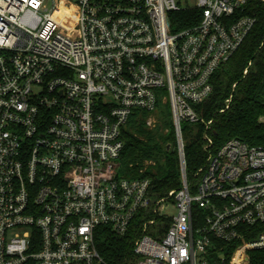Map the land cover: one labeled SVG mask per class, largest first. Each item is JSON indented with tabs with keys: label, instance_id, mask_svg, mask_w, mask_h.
<instances>
[{
	"label": "built area",
	"instance_id": "1",
	"mask_svg": "<svg viewBox=\"0 0 264 264\" xmlns=\"http://www.w3.org/2000/svg\"><path fill=\"white\" fill-rule=\"evenodd\" d=\"M249 2L0 0V264H106L102 227L135 236L137 264H251L264 250V146L216 148L209 120L195 187L182 132L205 122L212 76L256 22ZM195 7L198 23L175 29L171 13ZM165 94L182 186L154 200L120 157L129 119Z\"/></svg>",
	"mask_w": 264,
	"mask_h": 264
},
{
	"label": "trees",
	"instance_id": "2",
	"mask_svg": "<svg viewBox=\"0 0 264 264\" xmlns=\"http://www.w3.org/2000/svg\"><path fill=\"white\" fill-rule=\"evenodd\" d=\"M243 12L254 16L256 22L239 49L212 76L213 92L197 106L205 122L182 124L187 178L195 187L198 171L207 159L203 136L209 120L212 123L208 133L216 148L232 138L264 146V1L250 0ZM201 16L202 10L196 7L170 15L175 29L196 24ZM169 106L170 103L163 108L162 101L158 103L161 111L154 127L139 118L148 112L135 111L123 129L125 145L120 171L128 178L149 179L154 200L182 186L176 131L173 120L165 118ZM168 144L172 146L170 149ZM258 230H264V226ZM134 243L132 234L119 236L105 227L97 234L98 250L106 264H137L139 257L134 252ZM251 264H264V250L252 253Z\"/></svg>",
	"mask_w": 264,
	"mask_h": 264
},
{
	"label": "rangeland",
	"instance_id": "3",
	"mask_svg": "<svg viewBox=\"0 0 264 264\" xmlns=\"http://www.w3.org/2000/svg\"><path fill=\"white\" fill-rule=\"evenodd\" d=\"M162 104H163V108H165V105L166 104L167 105L169 104V98H168V95L167 94H165V96L163 98V101H162ZM166 108H167V106H166ZM160 111L161 110L159 109L156 112L151 113V114L140 115L139 118L140 119L142 118V119L146 120V124L148 126L154 127L156 125L157 121H158V116L160 114ZM165 118H166V120L167 119L168 120L170 119L172 121V108H171V105L167 109V112L165 114ZM167 211L170 214H175L176 213V208L174 206H169L167 208Z\"/></svg>",
	"mask_w": 264,
	"mask_h": 264
},
{
	"label": "water",
	"instance_id": "4",
	"mask_svg": "<svg viewBox=\"0 0 264 264\" xmlns=\"http://www.w3.org/2000/svg\"><path fill=\"white\" fill-rule=\"evenodd\" d=\"M171 147H172V146H171L170 144H168L167 148L170 149ZM173 150H176V147H173ZM184 170H186L185 167H184ZM185 172H186V171H185Z\"/></svg>",
	"mask_w": 264,
	"mask_h": 264
}]
</instances>
